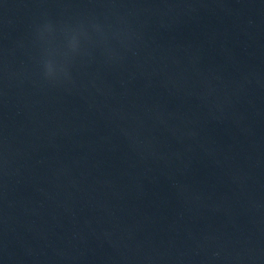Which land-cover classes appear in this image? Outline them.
Returning <instances> with one entry per match:
<instances>
[{
	"label": "water",
	"instance_id": "obj_1",
	"mask_svg": "<svg viewBox=\"0 0 264 264\" xmlns=\"http://www.w3.org/2000/svg\"><path fill=\"white\" fill-rule=\"evenodd\" d=\"M264 184V0H0V229Z\"/></svg>",
	"mask_w": 264,
	"mask_h": 264
}]
</instances>
